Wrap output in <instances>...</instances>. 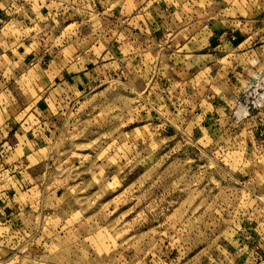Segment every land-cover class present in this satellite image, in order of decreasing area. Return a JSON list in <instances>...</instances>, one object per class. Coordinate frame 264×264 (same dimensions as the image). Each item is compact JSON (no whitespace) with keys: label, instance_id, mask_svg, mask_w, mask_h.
Returning a JSON list of instances; mask_svg holds the SVG:
<instances>
[{"label":"rangeland","instance_id":"1","mask_svg":"<svg viewBox=\"0 0 264 264\" xmlns=\"http://www.w3.org/2000/svg\"><path fill=\"white\" fill-rule=\"evenodd\" d=\"M0 8L26 54L0 80V264H264V0ZM219 27L254 39L241 91L238 59L182 47Z\"/></svg>","mask_w":264,"mask_h":264},{"label":"crops","instance_id":"2","mask_svg":"<svg viewBox=\"0 0 264 264\" xmlns=\"http://www.w3.org/2000/svg\"><path fill=\"white\" fill-rule=\"evenodd\" d=\"M9 13L6 10V8H0V80H3L4 78L7 79V75L14 76V64L25 63V57L26 54L23 56L20 55L17 60H15V49L11 46H14L15 43V36L13 34V30H9V25H11L12 20L9 18ZM14 27H16L14 25ZM213 34V33H212ZM210 35L207 38H190L188 42L183 44L182 47L189 48L190 45L194 46L193 50H188L185 48V50L188 52V56L193 58H211L215 57L216 60L219 57L228 58L230 56L235 57V59H238L236 62H233V68L235 71H238L236 74V78H233L232 81H230V85L234 88L239 89L238 91H241V88L244 87L245 83H241V75L240 72L249 71L251 67V57L254 54V49L251 47L254 44L253 37L247 36L246 33L242 31V29H235V30H229L223 27H219L215 29L214 35ZM20 40V39H19ZM25 42V40H21ZM194 41V42H192ZM20 45H24V43H20ZM250 46V48H249ZM23 53V52H22ZM187 56V55H186ZM242 60H239V59ZM253 57L252 59H254ZM257 59V58H256ZM258 60V59H257ZM9 66L12 67V70H9ZM80 69V67H79ZM252 70V69H251ZM17 74H22L21 71ZM82 77L80 70H76L74 65V71L70 68L69 70H66L64 72V80L62 81V84L68 85L70 88H73L74 85L77 84L79 79ZM7 85L11 86V83L0 82V93H6L7 92ZM241 85V86H240ZM241 88H240V87ZM210 87H205V90L208 92L210 91ZM1 105V104H0ZM5 103H2L0 106V110L4 108ZM7 121V120H6ZM6 123V122H4ZM7 124V123H6ZM10 132V130H9ZM2 135L4 136V133L0 129V138L2 139Z\"/></svg>","mask_w":264,"mask_h":264}]
</instances>
